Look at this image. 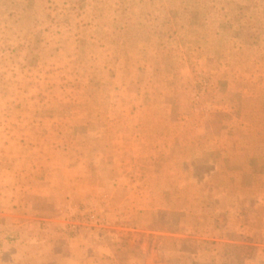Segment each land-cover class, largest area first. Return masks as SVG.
<instances>
[{
	"label": "rangeland",
	"instance_id": "rangeland-1",
	"mask_svg": "<svg viewBox=\"0 0 264 264\" xmlns=\"http://www.w3.org/2000/svg\"><path fill=\"white\" fill-rule=\"evenodd\" d=\"M0 264H264V0H0Z\"/></svg>",
	"mask_w": 264,
	"mask_h": 264
}]
</instances>
